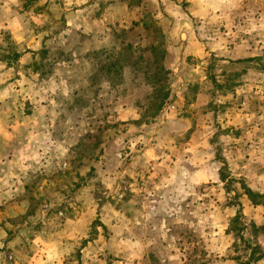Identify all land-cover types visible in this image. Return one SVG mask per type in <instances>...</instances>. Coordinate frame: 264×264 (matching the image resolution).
<instances>
[{
    "label": "rangeland",
    "instance_id": "rangeland-1",
    "mask_svg": "<svg viewBox=\"0 0 264 264\" xmlns=\"http://www.w3.org/2000/svg\"><path fill=\"white\" fill-rule=\"evenodd\" d=\"M242 184L264 0H0V264H264Z\"/></svg>",
    "mask_w": 264,
    "mask_h": 264
},
{
    "label": "trees",
    "instance_id": "trees-1",
    "mask_svg": "<svg viewBox=\"0 0 264 264\" xmlns=\"http://www.w3.org/2000/svg\"><path fill=\"white\" fill-rule=\"evenodd\" d=\"M220 177L221 181L226 182V184H229L231 182L226 180V176L224 174H221ZM241 187L243 190V195L247 198L252 206H261L264 208V194L254 192L243 184ZM239 218L240 217L238 211L235 219L231 223V231L235 232L236 234L241 233L242 229H244L243 225L239 222ZM239 237L240 241L243 242V237L241 236V234L239 235ZM245 252L249 254L243 259L237 258L236 260L238 261V264H257V262L263 257L262 254H260L259 250L257 248H252L250 244L245 245Z\"/></svg>",
    "mask_w": 264,
    "mask_h": 264
}]
</instances>
